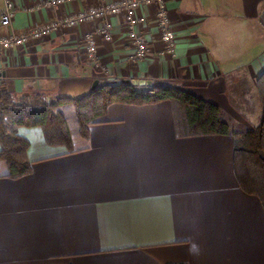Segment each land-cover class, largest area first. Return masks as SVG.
I'll return each instance as SVG.
<instances>
[{
  "label": "crops",
  "instance_id": "obj_1",
  "mask_svg": "<svg viewBox=\"0 0 264 264\" xmlns=\"http://www.w3.org/2000/svg\"><path fill=\"white\" fill-rule=\"evenodd\" d=\"M39 1L15 0L10 31L116 0L26 10ZM168 10L174 56L164 53L154 6L146 7L144 59H134L123 16L112 18L113 40L96 36L90 59L83 40L96 24L83 22L0 53L3 91L78 99L96 81V89L150 81L218 105L235 133L256 126L264 0H168ZM60 110L74 150L48 144L39 127H20L31 172L14 178L0 160V264H264V208L238 183L234 135L180 134L170 100L111 104L87 138L73 104Z\"/></svg>",
  "mask_w": 264,
  "mask_h": 264
},
{
  "label": "trees",
  "instance_id": "obj_2",
  "mask_svg": "<svg viewBox=\"0 0 264 264\" xmlns=\"http://www.w3.org/2000/svg\"><path fill=\"white\" fill-rule=\"evenodd\" d=\"M256 89L262 106L258 124L246 132L235 133L222 109L194 94L169 85L135 86L127 83L105 85L90 94L74 98L48 100L43 94L17 98L3 91L0 95V160L17 178L31 172L27 151L29 141L17 133L20 127H39L50 145L74 150L66 115L60 107L73 104L80 133L89 136V128L100 123L114 103L151 104L172 101L178 111L177 128L182 135H234V170L241 189L257 196L264 208V72Z\"/></svg>",
  "mask_w": 264,
  "mask_h": 264
},
{
  "label": "built area",
  "instance_id": "obj_3",
  "mask_svg": "<svg viewBox=\"0 0 264 264\" xmlns=\"http://www.w3.org/2000/svg\"><path fill=\"white\" fill-rule=\"evenodd\" d=\"M4 4L0 13V53L7 52L18 46L27 45L30 40H43L51 37L54 32L61 29L75 28L83 22L96 24L94 32L84 36V46L90 59L95 60L98 54L96 36L104 40H113V17L123 16L128 39L135 45L134 59L140 60L148 56L150 47L147 40L138 31L140 24L146 21L143 9L154 6L155 20L165 44L164 53L174 56L176 46V33L171 25L168 10V0H116L104 2L99 5L89 6L77 12H68L64 16L56 17L39 25L32 26L29 30L15 33L10 31L16 17L18 7L15 0H1ZM76 0H42L36 5L26 8L28 12L66 5ZM3 74L0 70V95L3 92Z\"/></svg>",
  "mask_w": 264,
  "mask_h": 264
},
{
  "label": "water",
  "instance_id": "obj_4",
  "mask_svg": "<svg viewBox=\"0 0 264 264\" xmlns=\"http://www.w3.org/2000/svg\"><path fill=\"white\" fill-rule=\"evenodd\" d=\"M122 83H127V84H133L135 86H139V85H147V88H149L151 86V82L148 81V82H145V81H142V80H123ZM97 84L98 82L96 81L94 83V86H93V91L96 90V87H97Z\"/></svg>",
  "mask_w": 264,
  "mask_h": 264
}]
</instances>
